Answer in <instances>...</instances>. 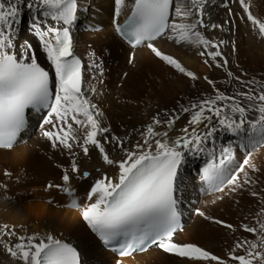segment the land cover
Returning a JSON list of instances; mask_svg holds the SVG:
<instances>
[{
    "label": "snow or ice",
    "instance_id": "obj_1",
    "mask_svg": "<svg viewBox=\"0 0 264 264\" xmlns=\"http://www.w3.org/2000/svg\"><path fill=\"white\" fill-rule=\"evenodd\" d=\"M208 3L209 0H114L113 27L131 48H148L164 64L192 80L198 79L197 75L157 47L156 42L167 38L178 46L199 49L206 65L226 71L225 83L234 89L227 94L205 76L212 94L181 107L182 113L189 114L188 124L181 130L183 135L175 139L170 136L180 119L178 114L165 113L162 118L157 113L140 132L141 139L131 144L128 138L110 135V127L102 123L103 111L92 101L99 94L97 88L90 84L85 88V65L74 52L72 32L78 20L79 0H0V149L11 150L18 143L31 110L45 112L43 124L52 128L43 135L52 148L67 151L70 172L77 178H87L90 173L85 171L80 177L76 157H88L90 148L98 150L102 162L116 171L95 179L86 192L85 205L79 203L75 189L70 187L72 175L67 168L62 171L61 183L48 181L45 190H56L70 198L68 207L80 210L91 231L117 255L116 264H121L119 258L145 252L152 246L207 264H264V189L251 190L257 183L252 174L260 171L252 162L253 153L264 148V82L244 80L228 68L229 60L222 51L228 41L211 39L204 32L224 30L223 25L205 22ZM230 4H238L240 12L233 13ZM24 7L33 12L30 28L50 62L51 72L38 62L31 43L25 42L19 51L14 43L15 26L20 23ZM224 7L228 8L230 25L235 27L238 18L264 38V19L253 14L251 0H225ZM125 11L129 14L121 24L118 21ZM133 59L134 56L129 63ZM88 68L93 71V79L97 73L103 76L102 65L94 59ZM157 127L163 130L157 131ZM220 130L236 139L217 154L215 137ZM106 145L122 152L121 159L110 158ZM237 150L245 153L239 164L235 161ZM203 153L209 158L200 179L208 191L223 195L248 190L262 205L254 214V226L245 222L239 226L255 239L235 240L226 257L194 243L174 240L181 230L177 197L181 168L189 154ZM4 175L10 178L12 174L5 170ZM0 188L7 193L6 183H0ZM4 199L14 198L5 195ZM47 202L54 200L49 198ZM198 214L237 231L233 224L207 216L204 211ZM22 227L6 223L0 226V248L12 259L20 264H81V253L72 244L51 232L19 235Z\"/></svg>",
    "mask_w": 264,
    "mask_h": 264
},
{
    "label": "bare ground",
    "instance_id": "obj_2",
    "mask_svg": "<svg viewBox=\"0 0 264 264\" xmlns=\"http://www.w3.org/2000/svg\"><path fill=\"white\" fill-rule=\"evenodd\" d=\"M224 3L225 0H209L206 5L205 22L209 25H223L224 30H204L205 35L214 40L228 41L222 48L229 60L228 67H235L234 64L240 61L250 69L264 70V41L258 30L254 32L250 25L238 18L235 27L230 25L229 11ZM79 4L78 20L72 27L74 51L81 56L85 65V88L90 84L99 92L92 97V101L103 111L102 123L110 127V135L128 138L131 144H135L141 139L140 132L157 113L162 118L165 113L178 114L180 119L174 124L170 136L175 139L183 135L181 130L188 124L189 114L182 113L181 107H188L203 95L212 94L211 86L203 78H215L220 69L206 65L204 58L198 54L199 49L178 46L167 38L159 39L157 47L178 58L197 75L198 79L192 80L164 64L148 48L142 46L133 49L118 37L112 23L114 0H79ZM251 5L254 15L264 17V0H251ZM229 7L232 12H240L238 4H230ZM127 12L121 15L118 22L122 21ZM32 15V11L23 8L20 23L15 26L14 43L18 51L25 42L31 43L38 62L43 63L51 72L50 62L38 38L31 31ZM133 56L134 59L129 63ZM93 59L103 68V76L97 73L96 79H93V71L88 68ZM146 114H150L151 118L141 122ZM51 128V125L43 124L42 117L34 116L11 150L0 149V183L8 185L7 193L0 188V226L5 223L9 227L22 225L24 227L19 228V235L51 232L80 249L81 264H116L118 257L101 247L97 235L82 219L80 210L68 207L70 198L56 190H45L48 181L61 183L62 171L67 168L70 172L71 162L66 150L52 148L51 142L43 135L44 131ZM162 130V127H157V131ZM235 139L230 133L218 131L215 137L217 154ZM106 150L114 160L123 156L122 152L115 151L110 145H106ZM208 158L207 153L196 156L189 154L182 165L177 197L179 207L184 212V221L174 240L181 244L194 243L217 256L226 257L235 240L254 239L252 234L244 232L239 226L241 222L254 226V214L262 205L248 190L223 195L208 191L200 179L201 169ZM244 158V151L237 150L236 163L239 164ZM76 159L80 177L85 171L90 176L77 178L70 172V187L75 189L79 203L85 205L86 192L95 179L105 172L114 175L116 169L105 165L98 150L94 148H90L88 157L81 154ZM252 162L260 171L252 174L257 183L251 190L260 192L264 189V148L253 153ZM5 170L12 174L10 178L5 177ZM5 195L14 199L5 200ZM49 198L54 203H48ZM198 211L233 224L237 231L233 232L204 219ZM119 259L121 264H207L167 253L156 246ZM0 264L20 262L0 248Z\"/></svg>",
    "mask_w": 264,
    "mask_h": 264
},
{
    "label": "rangeland",
    "instance_id": "obj_3",
    "mask_svg": "<svg viewBox=\"0 0 264 264\" xmlns=\"http://www.w3.org/2000/svg\"><path fill=\"white\" fill-rule=\"evenodd\" d=\"M233 13H235V12L233 11ZM228 18H229V13H228ZM259 18L264 19V17H260V16H259ZM236 19L237 18H235V21H236ZM251 30H253V29L251 28ZM262 40L264 41V38H262ZM234 65H235V67H232V68L228 67V68L234 73L235 76L241 77L244 80H251V79L255 78L257 81L264 82V70H262V71L258 70L257 71L255 69H250L247 64H243L240 61ZM243 65H245L247 67H245ZM227 79L228 78L226 75V71L221 70V69H220V72L218 73V76H216L215 78H212V80L216 82L217 88L221 89L222 91H225L227 94H232L234 91L233 85L225 83V81ZM233 84H235V82H233ZM236 88H240V85L236 84ZM150 118H151V115L146 114V116H144L141 119V122H146V120H148ZM254 239H255V236H254Z\"/></svg>",
    "mask_w": 264,
    "mask_h": 264
}]
</instances>
